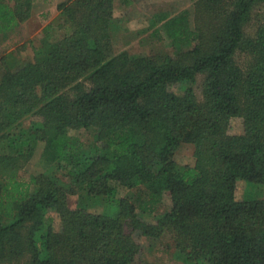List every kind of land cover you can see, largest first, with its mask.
<instances>
[{"label": "trees", "instance_id": "trees-1", "mask_svg": "<svg viewBox=\"0 0 264 264\" xmlns=\"http://www.w3.org/2000/svg\"><path fill=\"white\" fill-rule=\"evenodd\" d=\"M114 1L58 2L66 32L51 40L47 25L31 60L1 61L0 264H134L132 231L168 233L186 264H264V200L235 195L243 180L264 182V23L244 30L264 0H195L194 27L187 11L161 15L154 35L181 47L156 60L108 55ZM33 2L0 0V34ZM234 117L240 134L228 133ZM78 129L93 131L89 145ZM181 142L194 146L192 166L173 158ZM38 143L55 173L21 180ZM75 194L92 202L72 207ZM164 195L169 209L144 221ZM97 199L107 205L92 212Z\"/></svg>", "mask_w": 264, "mask_h": 264}, {"label": "rangeland", "instance_id": "rangeland-1", "mask_svg": "<svg viewBox=\"0 0 264 264\" xmlns=\"http://www.w3.org/2000/svg\"><path fill=\"white\" fill-rule=\"evenodd\" d=\"M60 1L63 0H34L33 16L31 15L26 21L20 23L6 35L0 34V65L2 59L12 68L31 60L34 48L43 42L45 36L43 29L45 26L50 25L51 40L61 37L66 32V29L62 27L63 21L56 9V5ZM194 1L136 0L128 6H122L120 0H115L113 22L109 36L104 43L108 50V55H115L124 51L130 55H141L156 60L162 55L176 51L181 47L180 45L174 44L163 32L160 37L154 35L153 30L160 26L159 17L161 15L173 16L182 11L188 12L190 24L194 27ZM261 23H264V3L252 8L244 27L246 34L252 35L256 27ZM237 60L242 66L246 57L240 55ZM202 79L203 75L198 74L193 85L198 98L200 97ZM175 90L180 92L177 88ZM25 123L27 124L28 120H25ZM227 130L229 134L242 133L243 119L241 117L232 118ZM71 134L77 136L86 145L90 144L93 137V131L85 129L72 130ZM41 149L42 144L38 143L32 157L18 171L21 180H28L31 175L41 172L55 173V165L47 164L41 159ZM193 151L194 146L192 143L181 142L174 150L173 158L179 166H192L194 164ZM243 181L247 184V190L244 195V188L240 184L235 191L237 199L245 197L264 200V182L250 183ZM67 182V178L61 176V183L65 185ZM117 191L118 197H131L137 192L135 188L127 189L123 187H118ZM78 198L77 194L70 196V206L73 207L80 200L86 201L88 204L92 202V200H89L90 198L88 199L82 195ZM93 203L89 209L92 212H100L107 205L103 199H97ZM170 204L169 197L164 195L160 205L152 213L143 214L142 219L146 222H153L155 216L169 209ZM52 215L54 214L52 213ZM54 223L55 228L58 229V220H55ZM129 231V229L126 230V232ZM131 235L140 247L134 264H186L181 259V255L176 252L173 240L168 233L157 237H149L137 231H132ZM189 264L207 263L204 260H199Z\"/></svg>", "mask_w": 264, "mask_h": 264}, {"label": "crops", "instance_id": "crops-1", "mask_svg": "<svg viewBox=\"0 0 264 264\" xmlns=\"http://www.w3.org/2000/svg\"><path fill=\"white\" fill-rule=\"evenodd\" d=\"M34 11H33V4H32V8H31V14H30V16L32 15L33 16V13Z\"/></svg>", "mask_w": 264, "mask_h": 264}]
</instances>
